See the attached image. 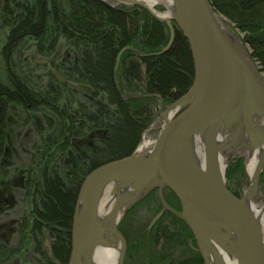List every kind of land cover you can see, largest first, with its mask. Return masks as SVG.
Returning <instances> with one entry per match:
<instances>
[{
  "label": "trees",
  "instance_id": "16d2710c",
  "mask_svg": "<svg viewBox=\"0 0 264 264\" xmlns=\"http://www.w3.org/2000/svg\"><path fill=\"white\" fill-rule=\"evenodd\" d=\"M209 1L213 9L241 33L242 42L264 76V0ZM1 2L3 18L0 32L7 29V33L0 50L4 63V71L0 75V158L6 147L8 111L15 104L22 107L27 119L31 117L42 139L38 147V167L30 178L27 174L25 176L24 188L28 194L34 191L38 193L40 207L33 203L34 208L31 207L29 217L19 231L24 256L33 249L38 252L40 264H56L39 243L42 232L48 230L61 243V247L52 252L58 264H63L70 253L71 218L83 178L105 162L129 156L136 148L146 123L138 117L134 118L132 111L133 107L136 108L135 103L123 100L115 85L114 66L118 53L126 48L120 57L117 79L124 61L140 52L144 54L147 66L148 95L165 101L177 96V82L190 83V78L174 80L171 77L173 73L183 74L187 64L192 71L190 51L184 36L175 29V43L170 53L157 57L156 62L150 60L149 57L159 50L157 47L163 42L165 31L161 22L142 9L140 12L129 11L99 0ZM60 37L69 44L83 48L82 59L71 67L68 79L64 80L74 85L68 88L54 77L42 89L31 86L32 80L24 75L15 61L18 49L27 39L37 43L50 41L49 47L44 49L40 46L38 49L46 56L52 52ZM177 45L183 56V67L171 53ZM75 93L78 97L74 95L72 98L71 95ZM99 98H103V101ZM35 112L39 114L34 115ZM120 127L125 130L126 138L120 137ZM92 130L105 131V135L100 137V148L91 151V154L75 147L67 150L69 169L67 172H57L51 165L53 155L57 151L62 155L69 139L74 140V136ZM128 134L130 137L127 138ZM125 139L124 147V143L119 146ZM63 201H66V205ZM165 215L172 219L173 228L159 220L151 230L153 243L150 245V255L155 260L152 264H169L174 246L193 241L190 230L181 219L169 212ZM3 247L0 248V264H23L22 261H27L26 256L23 260L22 254H18L16 259L13 248ZM189 251L192 253L189 258L184 257L175 264H203L196 251L190 248Z\"/></svg>",
  "mask_w": 264,
  "mask_h": 264
},
{
  "label": "water",
  "instance_id": "95a60500",
  "mask_svg": "<svg viewBox=\"0 0 264 264\" xmlns=\"http://www.w3.org/2000/svg\"><path fill=\"white\" fill-rule=\"evenodd\" d=\"M176 2L185 26L182 32L190 48L194 79L189 90L170 106L184 108L160 129L150 158L140 160L131 154L94 168L83 179L72 219L68 264H76L83 240L94 239L92 215L96 194L101 185L110 181L120 188L135 186L138 196L129 206L151 188H168L177 198L181 211L177 213L163 202L164 208L186 223L203 259L209 241L215 240L238 264H264L260 228L245 204V194L238 198L226 188L224 177L222 179L219 173V146L216 144L221 133L233 130L231 140L237 142L248 133L252 149L259 150L263 146L264 131L252 126L249 116L254 101L264 111V76L249 55L227 36L209 0ZM131 5L140 4L131 1ZM167 25L171 30L168 47L173 41V32L172 25ZM199 134H205L202 166L193 159L188 145L189 138ZM262 167L263 162H260L250 181L249 187L254 191L258 189ZM125 201V196L119 195L108 218L111 219ZM78 203L82 205V224L75 232L73 221ZM161 214L159 212L151 224ZM216 227L233 234L235 239L230 248L223 247L220 240L223 236ZM111 230L122 241L118 264H123L125 239L117 227Z\"/></svg>",
  "mask_w": 264,
  "mask_h": 264
},
{
  "label": "rangeland",
  "instance_id": "374dc122",
  "mask_svg": "<svg viewBox=\"0 0 264 264\" xmlns=\"http://www.w3.org/2000/svg\"><path fill=\"white\" fill-rule=\"evenodd\" d=\"M1 7L2 2L0 0V23L2 22L3 18ZM114 7H124L129 11L136 12H140V9L145 10L141 6L131 4ZM145 11L149 14V16L156 19L147 10ZM217 14L222 28L224 25L225 29L227 30L226 31L223 29L227 36L235 44H237L239 48L243 49L251 58L247 46L242 42L241 33H239L238 30H236V28H234V26L225 17L221 16L219 13ZM156 20L158 21V19ZM162 24L164 25L165 31L163 42L160 43L157 47L159 50H157L153 56L149 57L150 60H155L154 62H156L157 57H160L163 54L170 53L171 47L175 43V29H178V31L181 32L187 42V39L179 26H177V24H173V41L167 47L171 35V30L166 23ZM6 33L7 29L0 32V50L4 45ZM49 45L50 41L37 43L35 40L27 39L18 49L15 55V61H17L18 65L22 68L24 75L32 80L31 86L35 85L38 89H42L44 85H46L49 81L55 79L54 77L56 76H54V73H57L61 78H63V80L68 79L67 76L71 72V67L79 63L82 59L83 48L71 43L69 44L68 41L63 37H60L58 39L54 49H52V52L48 55L43 56L38 52L40 46L45 49L49 47ZM178 49H180L179 45H177L174 51L171 53H174L173 56L175 55V61L181 64V66L183 67V56L181 50ZM188 49L190 51L189 45ZM124 50H126V48L121 51ZM143 56L144 54L140 52L135 53L129 56L124 61L122 67L119 70V86L117 87L120 90V95L123 100H128L135 103L136 108L133 107L132 111V115L134 116V118L138 117L146 122L140 132V137L137 145H139L143 139L151 141L157 136L161 127L156 126V119L160 117V115L168 108V106L180 99L189 90V87L193 82V61L190 52L192 71L190 69V66L189 68H187V64L184 71H182L183 74H171V77H173L174 80H188V78H190V83L187 85L186 83L184 84L181 82H177V87H175V89H178L179 92H177V96L173 97V99L171 100L163 101L159 97L149 96L148 91L146 90L148 81L147 66L145 65ZM178 56L179 58H177ZM40 59H44L45 62H39ZM3 71L4 63L0 55V75H2ZM59 83H61V81H59ZM63 83H65L68 88L74 85L69 80L63 81ZM74 95L78 97L77 93L72 94L71 97L74 98ZM99 96H101V94ZM99 99L103 101V98ZM16 106L17 105L13 104L12 106H10L8 111L6 147L3 155L0 158V248H4L3 246L7 248H13L15 251L16 259L21 254L23 260L26 256L27 261H22L23 264H40L38 252L36 250L30 249L24 256V246L21 245L23 242H21L22 240L19 231L25 224L26 218L29 217L31 207L34 208L35 204L37 207H40V198L37 196L38 193L34 191L33 193L28 194V191H26L25 189V183L26 177L28 176L30 178V176L34 174L36 168L38 167L40 161V157L38 155V147L42 142V139L39 137L36 131L37 128L33 125V122H31V117L30 119H27L22 107ZM183 108L178 109L176 115ZM135 109L138 110L135 111ZM36 114L39 113L35 112L34 115ZM49 127L51 128V125ZM120 128V137L126 138L125 130L123 131V128ZM126 130L129 131L127 127ZM86 135H89L90 139ZM104 135L105 131L92 130L87 134L74 136V140L69 139V142H67L66 149H64L62 155H60L61 153H58L60 151H57V153L53 155L51 159V165L53 166V168L57 169V172H67L69 169V164L67 163V150L73 149V147H75L74 149L76 150L79 148V151L85 150L87 154H91V151L100 148V137ZM124 135L125 137H123ZM129 135L130 134L127 135V138L130 137ZM126 142L127 139L122 141L119 146L124 143L122 144V146L124 147ZM135 149L131 154H134ZM223 177L226 188L238 198L242 197L250 186V178L245 170L244 161L238 154H235L228 163ZM30 197L32 198L30 199ZM263 200L264 176L261 175L257 189L256 202L258 204H263ZM163 202L167 207L171 208L177 213H180V204L177 198L173 194H170L168 188L165 187H163L162 189L154 187L150 190H147L139 200L130 205L126 210L122 220L117 226V229L121 232L125 239V255L123 264H152L155 261L154 258H152V256L150 255V245L151 243H153L150 235L151 230L159 220L162 221L163 224L165 223V225H169L171 229L173 228L172 219L165 215V213L167 212L171 213L176 218L181 219L172 211L165 209ZM63 204L66 205V201H63ZM159 212H162V214L156 221H154L153 224H151L153 218ZM72 219L73 215L71 218L70 226V246L72 234ZM45 241H48L49 250L45 245ZM188 242V244L187 242H183L174 246L173 252L170 254L171 261L169 264H175L184 257L189 258L192 254L191 251H189V248L199 254L202 259V263L204 264V259L196 247L194 238L193 241L191 240ZM39 243L41 249L44 250L47 254L48 251L51 252V250H57L61 247V243L57 241V239H54V236L51 235L48 230H44L42 232ZM193 243L195 244V246ZM26 248L29 249V245H27ZM1 251L2 249H0V252ZM69 256L70 253L67 256V262L63 264H68ZM50 258L51 261L54 262V258H52L51 255Z\"/></svg>",
  "mask_w": 264,
  "mask_h": 264
},
{
  "label": "bare ground",
  "instance_id": "6f19581e",
  "mask_svg": "<svg viewBox=\"0 0 264 264\" xmlns=\"http://www.w3.org/2000/svg\"><path fill=\"white\" fill-rule=\"evenodd\" d=\"M104 1L113 6L127 5L131 4V1H134L137 4H140L139 6L147 8L148 11L152 14V16L156 17V19H159L160 22L170 25L177 24V26H179L182 31L185 30V26L182 23V17H180L179 15L176 0ZM223 29L226 30L224 25ZM178 109V105L170 106L168 109H166L155 122L156 126H160L162 128L167 123H169L175 117ZM249 119L252 126H255L264 131V111L255 101L253 102V107L250 109ZM231 132H233V130ZM231 132L221 133L216 142L217 147L219 146L218 168L222 179L228 163L235 154H238L242 157L245 165V170L251 182L255 176L257 166L260 162H263L260 177L261 175L264 176V144L259 150H254L251 148L249 144L250 142H248V133L242 135V137L236 142L231 140ZM156 138L157 136L151 141L143 139L141 143L137 145V148L134 151V157L140 160H146L150 158L152 153V147ZM204 142L205 134L192 135L188 140L190 153L199 166H202L205 158ZM136 192L137 190L135 189L134 185H128L126 187L120 188L115 185V182L111 181L106 182L99 187L96 194V201L92 215L94 220L92 228L95 237L94 239L83 240L79 254L77 256L76 264H118L123 245L121 239L112 232L111 228L118 226L126 210L128 209L129 203H131L138 196ZM119 195L125 196L126 201L118 209L115 215L110 219L108 218V214ZM244 196L245 204L250 209L253 217L258 223V227L260 228L262 236L261 241L264 242L263 204H258L256 202L257 191H254L251 187H248ZM82 214V205L78 203V205L76 206L73 221V231L75 232L78 231L81 227ZM216 228L223 236L222 238H220L223 247L230 248V245L234 243L235 239L233 234L231 232L228 233L226 230L220 227ZM225 251V249H221L217 245V242L215 240L209 241L208 246L206 247V250L204 252L205 263L238 264L237 259L228 255Z\"/></svg>",
  "mask_w": 264,
  "mask_h": 264
},
{
  "label": "flooded vegetation",
  "instance_id": "af4514ba",
  "mask_svg": "<svg viewBox=\"0 0 264 264\" xmlns=\"http://www.w3.org/2000/svg\"><path fill=\"white\" fill-rule=\"evenodd\" d=\"M123 52V51H122ZM120 53V52H119ZM118 53V54H119ZM118 56V55H117ZM120 57H121V55H120ZM120 57H119V61H118V65H117V68H115V66H114V81H115V85L118 87V81H119V79H117V77H116V74H117V69L119 68V64H120ZM40 60H43V59H40ZM39 60V61H40ZM116 60H117V57H116ZM115 65H116V61H115ZM54 76H56L55 75V73H54ZM57 80H59V81H61V82H63L64 80H63V78H61L59 75L58 76H56L55 77ZM128 79V78H127ZM89 139H90V137H89ZM168 191L170 192V194H173L169 189H168ZM174 195V194H173ZM170 205V204H169ZM165 212V211H164ZM48 242V241H47ZM45 243H46V241H45ZM46 245V244H45ZM47 246V248H48V250H49V245H46ZM71 247V246H70ZM48 257L50 258V255H51V257L52 258H54L53 257V252H52V250H51V252H49L48 251ZM50 260H51V258H50ZM54 263H56V264H58V262L54 259Z\"/></svg>",
  "mask_w": 264,
  "mask_h": 264
}]
</instances>
